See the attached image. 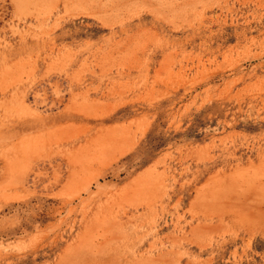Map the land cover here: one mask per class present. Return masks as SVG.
Masks as SVG:
<instances>
[{
    "label": "rangeland",
    "instance_id": "374dc122",
    "mask_svg": "<svg viewBox=\"0 0 264 264\" xmlns=\"http://www.w3.org/2000/svg\"><path fill=\"white\" fill-rule=\"evenodd\" d=\"M0 264H264V0H0Z\"/></svg>",
    "mask_w": 264,
    "mask_h": 264
}]
</instances>
